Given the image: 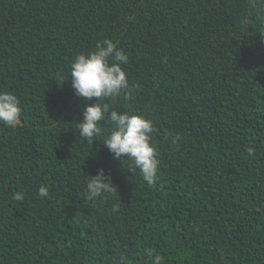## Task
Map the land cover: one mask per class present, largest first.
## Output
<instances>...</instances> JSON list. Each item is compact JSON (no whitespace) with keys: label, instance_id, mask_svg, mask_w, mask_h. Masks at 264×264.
<instances>
[{"label":"trees","instance_id":"1","mask_svg":"<svg viewBox=\"0 0 264 264\" xmlns=\"http://www.w3.org/2000/svg\"><path fill=\"white\" fill-rule=\"evenodd\" d=\"M261 32L264 0H0V91L22 112L0 123V264H264ZM105 38L129 89L98 102L153 122V185L76 131L96 98L70 64ZM101 167L117 193L89 202Z\"/></svg>","mask_w":264,"mask_h":264},{"label":"clouds","instance_id":"2","mask_svg":"<svg viewBox=\"0 0 264 264\" xmlns=\"http://www.w3.org/2000/svg\"><path fill=\"white\" fill-rule=\"evenodd\" d=\"M261 40L264 42V32H261ZM128 60L126 52L107 38L97 42L94 50L77 54L73 58L69 78L74 95L87 101L96 98L95 103L85 105L82 118L75 120L76 131L90 144L103 135L102 144L107 147L112 158L119 162L128 158L139 169L144 181L153 185L159 179V160L151 143L153 122L139 114L109 111L107 106L98 102L101 98L118 96L122 90L129 89V81L122 67ZM21 115L17 96L10 91H0V123L14 128L20 124ZM105 118L112 125L107 134L103 132L100 123ZM48 192V187L43 185L38 189L40 197L47 196ZM115 193L117 189L102 167L97 169L95 175H88L85 190L87 201H105ZM23 198L21 193L14 194L17 201ZM119 207V203H114L112 211L118 212ZM145 255L150 264H162V257L155 249L148 248Z\"/></svg>","mask_w":264,"mask_h":264}]
</instances>
